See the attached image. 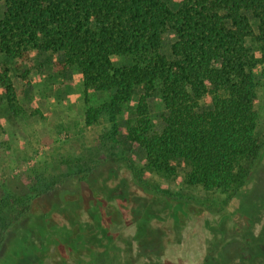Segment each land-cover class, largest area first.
Here are the masks:
<instances>
[{
  "label": "trees",
  "instance_id": "1",
  "mask_svg": "<svg viewBox=\"0 0 264 264\" xmlns=\"http://www.w3.org/2000/svg\"><path fill=\"white\" fill-rule=\"evenodd\" d=\"M4 2L0 90L6 104L13 106L16 97L11 71L30 83L31 71L22 65L37 54H60L66 66L82 74L87 93L111 95L100 106L87 109V126L107 117L119 134L118 118L133 105L135 113L125 121V142L142 148L146 168L165 177L186 168L189 185L227 193L221 204H213L158 187L135 172L137 192L127 191L118 202L114 196L120 198L119 190L95 187L86 172L76 192H67L69 207L61 211L72 226H59L56 231L50 222L36 223L42 231L37 239L42 248L32 241H19L17 258L24 264H49L58 253L64 264L87 262V257L93 264H139V254L156 256L159 262L164 251L156 254L154 247L164 246V235L152 234L151 223L154 205L165 203L170 232L178 228L198 231V226L209 223L216 235L224 237L227 221L240 219L246 226L238 225L236 233L245 232V238L234 234L228 241L222 238L221 243L212 244L238 246L237 256L252 261L245 247L254 243L264 247V220L260 219L264 204H258L264 203V194H257L254 175L264 156L254 110L260 78L254 68L264 61V0ZM167 32L175 37L171 58L162 52ZM249 41L259 48L261 58L256 57V48L247 45ZM153 97L160 103L161 130L150 112ZM44 193L46 189L36 197ZM80 202L85 207L78 208ZM126 211L137 231L131 240L121 235ZM85 214L92 219L87 220ZM23 216L36 219L28 211ZM23 221L16 219L17 224ZM258 226L260 235L255 232ZM48 230L62 232V238ZM7 238L4 232L1 246ZM167 243L176 244L172 237ZM106 252L110 260L103 256ZM223 256L220 252L216 262H224ZM2 260L7 263L5 256ZM208 263V258L202 262Z\"/></svg>",
  "mask_w": 264,
  "mask_h": 264
},
{
  "label": "rangeland",
  "instance_id": "2",
  "mask_svg": "<svg viewBox=\"0 0 264 264\" xmlns=\"http://www.w3.org/2000/svg\"><path fill=\"white\" fill-rule=\"evenodd\" d=\"M5 9L4 0H0V18L3 17ZM174 42L173 33L167 32L162 52L168 58L172 57L171 46ZM247 45L256 48L257 58L262 57L253 41H249ZM117 61L119 62L118 59ZM26 67L31 71L30 83L22 82L10 72L16 95L12 101L13 106L6 104L5 95L0 90V264H24L15 255L19 241L27 244L32 241L42 248L37 240L42 231L36 223L40 225L50 222L56 225V231L59 226H72L61 211L69 207V202L65 201L69 197L67 192H76L86 172L95 187L107 188V191L119 190L118 193H122L118 195L120 198L114 196V200L118 202L127 191L138 188L135 172H139L143 178L158 187L191 194L196 199L213 204H221L227 197V193L221 190L207 191L201 186L189 185L185 181L189 169L182 168L176 175L165 177L146 168V155L142 148L125 142V121L135 113L133 105L118 118L119 134L115 132V123L110 122L107 117L102 118L95 126H87V109L100 106L111 95L97 91L87 93L82 74L76 67L66 66L60 54H37L28 64L22 65V69ZM254 71L260 77L254 103V110L258 113L256 134L260 141H264V61ZM158 100L157 97L151 98L150 112L155 125L161 130L164 124L158 118ZM254 175L257 194L262 195L264 156L256 165ZM43 189H46V193L36 197L37 192ZM82 206L85 207L84 202L77 204L78 208ZM166 208L167 204L156 203L153 208L154 220L151 223L152 234L164 235V246L154 247L156 254L163 251L164 254L159 262L156 256L148 258L138 254L139 264H202L207 258L211 262L208 264H264V247L259 243L245 247L244 252L252 258L249 263L237 256L238 246H213V241L221 243L222 238L228 241L234 234L245 238V232L236 233L238 225L246 226L240 219L227 221L224 237L216 235L208 227L209 223L198 226V231L178 228L170 232L171 221L165 220ZM27 211L34 214L37 220H25L23 215ZM22 212L24 213L21 214ZM125 213V225L121 235L131 240L136 237L137 231L130 212ZM18 218L24 221L17 224ZM85 218L91 220L92 215L85 214ZM260 219L264 220V208L260 211ZM56 231L48 230L62 238V232ZM4 232H7L9 238L1 246ZM255 232L260 235L261 227L258 226ZM168 237H172L176 244H168ZM220 252L224 255L222 263L216 262ZM102 254L105 259L110 260L108 252ZM4 256L7 263L2 260ZM86 259L87 262L76 264H93L90 257ZM60 261L62 262V256L56 253L49 264H64Z\"/></svg>",
  "mask_w": 264,
  "mask_h": 264
}]
</instances>
